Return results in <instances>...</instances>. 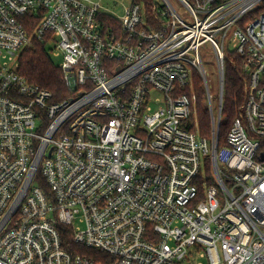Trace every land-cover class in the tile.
I'll return each instance as SVG.
<instances>
[{
	"label": "built area",
	"instance_id": "built-area-1",
	"mask_svg": "<svg viewBox=\"0 0 264 264\" xmlns=\"http://www.w3.org/2000/svg\"><path fill=\"white\" fill-rule=\"evenodd\" d=\"M148 1L0 0V264H264V0ZM34 39L62 99L18 71Z\"/></svg>",
	"mask_w": 264,
	"mask_h": 264
},
{
	"label": "trees",
	"instance_id": "trees-1",
	"mask_svg": "<svg viewBox=\"0 0 264 264\" xmlns=\"http://www.w3.org/2000/svg\"><path fill=\"white\" fill-rule=\"evenodd\" d=\"M150 1L147 0V4ZM235 60V61H234ZM228 58L225 65V89L223 116L224 121L220 129V144H223L226 135L234 121L239 116V108L244 99V86L247 75L244 73L242 58L236 56ZM18 71L30 82L40 85L50 90L54 94L55 100L62 99L67 95V87L63 78V73L48 49L46 42L33 40L32 44L24 49L20 59ZM196 90L199 94L198 121L201 135L210 136L212 123L209 112L203 106V86L200 78L196 79ZM64 246L72 253L87 254L92 257L101 256V251L86 248L75 243L73 234L68 227H62Z\"/></svg>",
	"mask_w": 264,
	"mask_h": 264
},
{
	"label": "rangeland",
	"instance_id": "rangeland-1",
	"mask_svg": "<svg viewBox=\"0 0 264 264\" xmlns=\"http://www.w3.org/2000/svg\"><path fill=\"white\" fill-rule=\"evenodd\" d=\"M103 2L107 3L108 0H103ZM118 14H120V15L123 14V8H120L118 10ZM204 61H205L207 69L211 73V76H212L214 84H215L217 82V77H218L217 65H216V60H215L214 54L212 53V50L210 48H208V47L206 49V52L204 53ZM213 92L216 95L215 91H213ZM215 109L217 111V103H216V101H215Z\"/></svg>",
	"mask_w": 264,
	"mask_h": 264
}]
</instances>
